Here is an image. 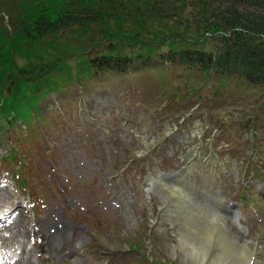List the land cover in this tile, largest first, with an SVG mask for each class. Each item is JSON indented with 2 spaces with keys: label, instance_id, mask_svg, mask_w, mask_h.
Instances as JSON below:
<instances>
[{
  "label": "rangeland",
  "instance_id": "rangeland-1",
  "mask_svg": "<svg viewBox=\"0 0 264 264\" xmlns=\"http://www.w3.org/2000/svg\"><path fill=\"white\" fill-rule=\"evenodd\" d=\"M178 1L176 10L180 12L171 20L146 17L144 22H126L121 24L122 30L128 29L126 34L118 33L106 39L110 52L152 54L149 64L135 59L124 72L88 69L79 57L80 50L74 51L79 46L75 29L66 36L69 45L59 42L52 47L43 41L47 48L45 56L38 53L32 62L40 66L50 50L49 65L45 68L50 73L48 78L53 89L38 102L39 109L31 113L26 124L21 119L9 123L0 114V180L11 190L10 201H0V210L9 208L12 203L22 206L24 213L22 237L13 241L7 237L6 244L0 241V251L12 250L16 255L21 250L19 244L23 243L26 252L31 253L33 264H187L178 251L184 240L203 245L209 239L208 234L214 231L209 246L211 249L216 246V250L224 246L225 235L216 233L222 231L219 219L212 218V211L206 214V208L198 204H193L191 210L183 213L184 218L174 222L173 228L179 227L174 234L167 222H163L164 229L160 231L149 227L150 215L146 217L145 203L137 209L138 214L143 215L140 225L136 223L137 230H127L128 221L118 217L107 204L110 188L102 180L103 177L107 182L109 177L106 168L130 162L139 170L131 160L135 157L132 151L135 138L130 131L136 128L131 122L132 116L142 112L159 120L171 117L177 122L186 114L189 122L200 118L203 125L214 123L215 128L208 132L209 137L215 136L214 149L222 156L228 154L229 159H236L238 167L237 179L231 174L229 179L222 176L221 184L214 187L224 190L226 200H234L236 194L242 196V192L238 193L241 186L253 194L251 200L249 192H245V203L252 201V206H243L245 220L240 219L247 228L246 233L229 221H225V226L229 233L236 234L239 245L246 242L264 259V198L256 197L254 186L255 182L264 184V81L253 84L230 75L209 73L207 76L181 63L166 64L161 54L166 52L170 42L175 46L192 44L211 51L218 44L216 38L202 34L206 25L196 21L198 13L190 0ZM214 3L219 4L216 0ZM220 3L222 9L229 5L228 0H220ZM117 5L124 6V1L120 0ZM234 5L239 10L245 6L253 9L246 0H237ZM6 20L7 15L0 12V21L5 25ZM107 27L117 29L116 24L108 22ZM140 39L145 40L142 46L137 44ZM20 55L14 56L18 65L26 61ZM53 60L62 62V67L52 68ZM8 84L5 82L2 86L3 91H9ZM108 95L118 101L119 111L123 109L129 114V124L118 120L115 108L109 115L96 112L94 105L101 103L96 97ZM218 125H227V131L218 135ZM235 130L241 132L239 136L233 133ZM164 132V128H160V134ZM203 148L207 150V146ZM131 170L123 171L124 179ZM152 201L156 206L161 204L154 197ZM43 220L49 225L47 234L38 237L32 230H37L36 225ZM226 237L232 240L230 235ZM127 242L139 246L142 255L126 253ZM256 243L262 248L254 246ZM16 247L19 249L14 252Z\"/></svg>",
  "mask_w": 264,
  "mask_h": 264
},
{
  "label": "trees",
  "instance_id": "trees-1",
  "mask_svg": "<svg viewBox=\"0 0 264 264\" xmlns=\"http://www.w3.org/2000/svg\"><path fill=\"white\" fill-rule=\"evenodd\" d=\"M119 1L0 0V12L7 15L5 25L0 21V82L2 86L5 82L10 83L8 92L0 85V114L9 123L21 119L26 124L31 113L39 109L38 102L53 89L48 78L50 73L45 68L49 65L47 56L50 50L40 66L34 65L32 59L38 53L45 56V43L52 47L59 42L69 45L66 36L74 29L79 34V46L74 51L80 50L79 57L88 69L124 72L135 59L149 64L152 54L144 55L146 51H134L133 55L110 52L105 41L111 35L126 34L128 29L121 28L126 22H144L154 17L171 20L176 16L179 1L123 0L124 6L117 5ZM216 1L219 4L214 3L215 0H190L198 13L196 21L206 25L202 34L218 40L215 49L204 50L192 44L175 46L170 42L166 52L161 54L163 61L185 64L207 76L212 73L222 77L234 76L253 84L263 82L264 0H246L252 10L247 6L237 9L234 5L237 0H228L229 5L222 9L220 0ZM106 22L116 24L117 29H106ZM144 41L140 39L137 44L142 46ZM17 53L26 58L21 65L14 60ZM55 62L53 60L52 68L60 69L63 63Z\"/></svg>",
  "mask_w": 264,
  "mask_h": 264
},
{
  "label": "flooded vegetation",
  "instance_id": "flooded-vegetation-1",
  "mask_svg": "<svg viewBox=\"0 0 264 264\" xmlns=\"http://www.w3.org/2000/svg\"><path fill=\"white\" fill-rule=\"evenodd\" d=\"M150 116L154 117H146L150 123L144 121L145 116H142L140 112L132 116V122L141 123V125L146 128L144 130L130 131L135 138L132 150L135 157H132L131 160L135 161V165L140 171L134 168L135 166H131L130 162L119 163V166H116V168L113 166L107 167L106 171L109 173L108 182L110 183V192L112 190L111 195H121L122 197V195L126 196L127 192L128 194H134L135 191H139V187L143 185L150 186L152 184L151 187L155 191L153 196L157 199V202L159 200L161 202L160 195L157 194V192L160 193L163 182H168V186L173 188L175 192L179 189L181 194L171 195V200H173L174 203L169 202L170 210H166L165 213L170 215V217H180L184 212L188 211L185 207V202L189 201L188 193L198 189V187L201 190L206 189L202 187L209 182L210 175L212 176L211 180L214 181L213 177L217 175L219 170L218 164L219 161H222V158H219V153L213 148L215 136L209 137L208 134L212 127L215 128L214 123L211 122L208 125H203L200 118H196L194 121L189 122L186 114L177 122H174L171 117L159 120L154 115ZM189 124H191L192 127L186 128L185 125L188 126ZM160 128H164L165 132L163 134H160ZM217 128V134H222L224 127L218 125ZM235 131H233V133H235ZM204 146H207V150H204ZM160 149H163V152H160ZM122 154H124V152H122ZM235 161V159H229L228 164L233 167V174L235 168H237L234 164ZM127 168H132V170L127 175V178L124 179L123 171ZM112 172L113 174L111 175ZM120 172H122L123 177L120 175ZM204 196L195 197L196 199H204ZM134 199L135 202L130 206L129 210L131 215L127 216L126 212L122 211L119 207L118 210L113 209V211L118 217H124L130 221L134 219L133 223H135L137 219H141L140 214L137 212L138 206L141 205L136 197ZM130 202L131 201L128 203L129 205ZM151 205L154 208L153 213L156 215V221H158L159 214H157V211L160 206L155 205L154 207L153 202ZM122 206H124L123 202ZM147 209L150 210L151 206H145V212L148 216ZM149 214H152V212H149ZM126 226L128 227L127 223ZM173 227L174 223L169 226L172 234L178 232L177 230L179 229V227ZM152 230L160 231L159 224L152 226ZM149 231L150 230L147 231L148 234H150ZM70 233L71 232H69V234ZM78 242H81V239ZM147 246L148 245L145 243V249H147ZM124 247L126 248V253H128V251H133V253L137 254L139 257L142 255V249H140L139 246H130L128 243ZM106 255H108V257L111 256L109 253Z\"/></svg>",
  "mask_w": 264,
  "mask_h": 264
},
{
  "label": "bare ground",
  "instance_id": "bare-ground-1",
  "mask_svg": "<svg viewBox=\"0 0 264 264\" xmlns=\"http://www.w3.org/2000/svg\"><path fill=\"white\" fill-rule=\"evenodd\" d=\"M101 112L105 113L104 110L100 111V113ZM10 191L11 190L9 189V187L3 186V188H0V201H3V200L5 201V199H7V201H10V200H8V199H10ZM172 195H179V194L174 191V192H172ZM0 205H1V203H0ZM11 205H14V204L11 203L10 207L7 208L8 211L6 213L2 214V216L0 218V223H2L0 225V241H1V243H4V244H6L5 241L7 240L6 239L7 237L9 239L12 238V241H13L14 238H17V237L21 238L22 233L24 231L23 223H22V215H24V213L21 212L22 206H20L19 204L18 205L15 204L12 207ZM26 217H28V216H26ZM2 218H4V220ZM220 223L222 225V231H217V232L215 231V232L219 235H222V236L225 235L224 240L226 242L223 241V244H225V245L220 246L218 250H216L217 248H216V246H214V248H212L213 251L210 252L212 249L209 246V244H210L211 240H213L212 232H214V231H212L208 234L209 239H207L205 244H203V245H200L201 243L199 244V242H196L194 240L191 241L190 238H189L190 241L184 240V242L179 246L178 251H179V253H181V255L183 256V258L186 261H188L190 264H206L207 262H209L210 264H247L248 263L250 256H251L250 249H249L248 245L245 242L243 244L239 245L238 240H235L234 237H231L232 240H229L226 237L227 234H226L225 227H224L223 223L222 222H220ZM40 225L41 224L39 222V229L37 230L39 233H41L42 229L46 228V227H43L41 229ZM26 228H28V227H26ZM27 231H28V229H27ZM32 231H33V234L38 235V233L35 232L36 230H32ZM43 234L46 236L45 233H43ZM21 240H19V241L22 242ZM207 243H208V245H207ZM7 245H9V244H7ZM19 246L21 249V250H19V253H17L16 255L15 254L12 255L15 258L19 255L18 259L14 263L15 264H33L32 263L33 258L31 259V255H30L31 253L26 252V250L24 248V244L21 243V244H19ZM9 248H11V247H9ZM18 249H19V247H16L14 249V252H16L15 250H18ZM214 251H218V252L215 253ZM32 255H33V253H32ZM12 256H9V257L13 258ZM253 259L254 258H251V260H253ZM257 264H260V263H257Z\"/></svg>",
  "mask_w": 264,
  "mask_h": 264
},
{
  "label": "water",
  "instance_id": "water-1",
  "mask_svg": "<svg viewBox=\"0 0 264 264\" xmlns=\"http://www.w3.org/2000/svg\"><path fill=\"white\" fill-rule=\"evenodd\" d=\"M252 254V253H251ZM250 260V259H249ZM254 263H260V264H264V262H261V260L258 259H254ZM253 262H249V264H254Z\"/></svg>",
  "mask_w": 264,
  "mask_h": 264
}]
</instances>
